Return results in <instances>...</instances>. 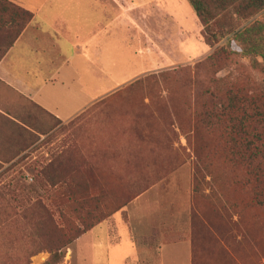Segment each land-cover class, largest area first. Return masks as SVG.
<instances>
[{"label": "rangeland", "instance_id": "1", "mask_svg": "<svg viewBox=\"0 0 264 264\" xmlns=\"http://www.w3.org/2000/svg\"><path fill=\"white\" fill-rule=\"evenodd\" d=\"M7 1L9 7L14 3ZM12 10L4 14L6 23H0V57L13 39L14 34L8 33L15 15ZM165 10L156 23L168 26L170 55H158L150 47L139 51L134 31L130 34L125 25L115 34L122 53L132 52L128 44L139 51V55H120L123 64L132 58L125 71L152 70L108 93L71 121L61 122L38 110L27 120L29 128L19 125L33 138L24 141L27 151L9 167L2 169L0 162V264H44L52 254L49 246L66 242L73 234L72 223H67L65 236L47 223L40 224L37 201L52 204L64 198L41 174L50 164L61 172L75 168L97 192L104 191L107 215L68 242L58 264H82L77 262L81 255L77 248L96 245L105 230L110 243L128 245L131 241L146 247L152 264H264V206L257 211L248 204L239 188L243 172L236 174L222 160H214L211 171L218 175L215 189L227 207L224 213L235 220L243 213L251 225L233 231L226 249L210 236L198 238L197 247L193 242L195 208L217 205L215 196H194L195 171L197 165L202 166L197 139L214 144L217 138L207 129H196L197 124L204 112L221 106L220 97L229 90L249 95L261 91L264 72L254 69L250 58L240 53L233 35L218 42L208 40L189 0H171ZM258 20L264 21V9L249 20L233 19L237 30ZM217 50L221 51L218 55H225L217 66L198 67ZM37 115L41 121L34 119ZM39 134H45L42 140ZM203 188L209 192L208 186ZM161 244L168 245L165 256ZM69 248L75 249L73 263L66 261Z\"/></svg>", "mask_w": 264, "mask_h": 264}, {"label": "crops", "instance_id": "2", "mask_svg": "<svg viewBox=\"0 0 264 264\" xmlns=\"http://www.w3.org/2000/svg\"><path fill=\"white\" fill-rule=\"evenodd\" d=\"M11 1L33 12L34 18L0 57L2 169L27 151L24 141L33 136L19 125L28 127L27 120H32L38 110L61 122L71 121L108 93L153 69L125 71L132 58L123 64L120 55H139L141 49L148 47L156 48L158 55H170L168 26L157 24L156 20L167 13L171 0ZM123 25L130 34L134 31L135 41L141 45L139 51L130 44L131 53H122L116 47V30L120 32ZM34 119L41 121L39 115ZM39 136L42 140L45 134ZM102 236L96 245L77 248L81 252L78 263L152 264V254L148 255L146 247L131 241L128 245L110 243L108 230ZM161 245L165 256L168 245ZM68 251L66 261L73 263L75 249Z\"/></svg>", "mask_w": 264, "mask_h": 264}, {"label": "trees", "instance_id": "3", "mask_svg": "<svg viewBox=\"0 0 264 264\" xmlns=\"http://www.w3.org/2000/svg\"><path fill=\"white\" fill-rule=\"evenodd\" d=\"M197 17L205 27L208 40L218 42L230 35L241 46V54L250 58L254 69L264 72V21H254L244 29L235 26L233 19L249 20L264 9V0H189ZM7 0H0V23L5 20L4 14L15 9L12 27L8 33H13V39L3 49L2 55L12 46L15 40L25 30L34 18V13L15 3L7 6ZM10 8V9H9ZM12 10V11H13ZM225 19H230L225 23ZM3 20V21H2ZM232 44L231 40L227 43ZM217 50L198 67L217 66L225 55ZM261 59V61H260ZM211 95L219 97L210 92ZM221 106L211 112H204L196 129H207L216 135L215 143L197 139L196 150L202 166L197 165L194 177V196L197 199H208L215 196L217 205L210 209L206 205L196 207L193 215L194 246H198V238L205 237L222 244L226 249L227 242L232 238L233 231H241L251 225L243 213L235 220L230 217L227 207L216 192L219 183L218 175L211 171L214 160H222L229 164L236 174L243 172L239 188L248 197V204L257 211L264 206V87L256 94L249 95L240 90H229ZM47 165L41 170L46 177L49 187L61 191L64 196L61 201L46 204L42 199L36 203L42 215L40 224L47 223L58 232L66 235L67 223H72L73 234L66 242H56L49 246L52 252L44 264H58L65 257L62 249L68 242L74 241L87 231L94 228L106 217L104 205V191H96V187L81 178L82 174L75 168L59 171ZM207 174L211 179L207 180ZM42 185V181L40 182ZM208 186L205 191L203 186ZM44 186V185H43ZM46 187V186H45ZM237 207L235 203H231ZM66 209L68 210L66 212ZM212 212V214L210 213ZM257 217L254 215L252 218ZM222 220L223 222H221ZM232 228V229H231ZM247 234V233H245ZM195 247V248H196Z\"/></svg>", "mask_w": 264, "mask_h": 264}]
</instances>
